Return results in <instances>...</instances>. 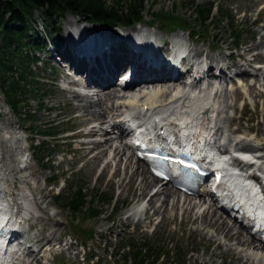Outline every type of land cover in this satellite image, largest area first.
<instances>
[{
	"label": "rangeland",
	"instance_id": "1",
	"mask_svg": "<svg viewBox=\"0 0 264 264\" xmlns=\"http://www.w3.org/2000/svg\"><path fill=\"white\" fill-rule=\"evenodd\" d=\"M107 1L109 2L110 0ZM190 1L200 4L205 2H216L222 8L223 12L229 14L227 18L218 17L215 14L216 17L213 19L206 32H203V29H198L197 32L199 33V37L195 39L196 41L191 43L190 51L192 52L193 48L201 52L206 51L209 56H215L217 60L220 57L233 54L235 58L232 62L241 63L242 61L238 59L237 53L246 46H254L260 40L262 34L261 26L264 23L263 0H145L144 11L145 13H149L160 10L164 12L176 10L175 13L179 18L182 17L189 20L191 11L187 6ZM260 5L261 12H259ZM35 14V21H32V26L35 32H40V36L44 38L45 33L43 29H45L44 26L46 22L38 12ZM69 17L70 16L64 17L63 21L60 23L62 29L61 36L65 34ZM256 17L259 19V22L255 20ZM148 21H150V17L146 15L144 23H141L140 26H143V29L146 28ZM190 24L192 25L194 22L191 20ZM232 27H236L235 30H237V33H240L241 47L239 49L237 48V50L233 49L235 43ZM152 29H154L163 40L168 36V33L159 30L157 27ZM108 30L112 32L114 29ZM177 32L180 33L181 30ZM47 33L48 32H46V34ZM51 34L53 33H48L47 36ZM183 36L187 39L188 34L184 32ZM188 37L189 39L191 38L190 36ZM48 46L49 43H47V47ZM211 47L216 49L210 50ZM30 50V48H24L25 53H28ZM36 55L40 61H38L37 64L29 63L31 75H29L28 81L31 80L29 78H35L38 80V84L35 85L32 81L26 82L29 90H32L31 94L35 95L34 97L30 94L26 101L17 108V111H14V109L10 108L5 103L0 86V100H2L0 104V125H7V120H10L13 123V127L17 128V126H20L15 132L21 139L23 148H25V160L31 162L36 168V175L34 174L32 178H39V181L44 187H42V192H34L29 184L26 185L22 182L23 180L19 179L23 172L18 175V178L10 181L7 178L10 176L8 174L7 176L4 171H0L1 176L5 174L1 182L4 184L6 190L12 194L11 197L8 196V198L11 199L14 206H17H15V208H17L16 210L19 212L20 217H28L30 214L33 217L28 221V225L32 226L31 232L28 234L30 239H39V237H41L42 239L39 241L42 243L47 239H52L51 242L57 239L65 241L66 243L71 242L72 248L70 250L66 249L67 246H65V242L61 245V247L65 249V259L68 261L75 260L80 262L82 252H86L89 256L93 255L92 261H83V263L80 264H128L122 263V253L117 252V250L119 246L129 244L131 240H135L141 244L145 240L154 244L158 243L160 244L159 248L162 250H171L175 254L173 255L172 252H170L169 255L173 256L175 259L178 258L181 263L184 261V264H248L244 259L237 258V253H231L229 251L230 245L235 246L236 241H227L221 238V246L217 247L214 241L216 236L215 238L213 237V235H215L213 229L205 227L200 220H195L197 213L202 210L200 207L192 211L189 216L183 214L181 210H177L176 213L173 210L172 212L171 209L166 210L164 213H157L156 216L152 213V209H150L148 211L150 216L146 219H144L145 217L143 216L144 210L143 212L140 211L137 215H131L132 207L129 209L130 205H135L140 201V205L145 208L150 193H153L156 189L152 191L147 190L148 193H150L147 195L146 192V196L140 195L139 189H135V187L134 189L131 188L129 175L131 168L130 170L126 169L123 164L124 162L116 167L115 161L112 160L108 163L107 167L104 168L107 160L111 158L109 153L106 155L108 158L102 156L101 158L90 160L89 157H84L85 150L82 147L83 143L80 145L77 139H70L73 135L80 136L91 129V127L89 128V125H87L90 121L104 122L108 117L107 112L110 111H107L108 106L111 107V104L116 99L104 104L102 113L105 117L102 119H95L90 115H84V111L81 109H76L74 111L73 105H75L76 102L72 98L71 93V91L74 90L70 92L62 90L59 85L61 81L67 79L68 75L64 73L65 68L64 65H62L63 61L56 62L50 60V57L47 58L50 60L49 62L43 61L45 53L41 51H38ZM74 77H76L79 84L74 85L73 83H68L69 85L73 86L75 89L78 88L79 85L84 86L86 90L84 92H96L95 89L85 85L86 76L74 73L71 79H74ZM209 80H211V78H209ZM233 86L235 87L236 85L233 84ZM166 87H169V85H166ZM246 95L249 96L248 93H246ZM261 95L262 96H253L252 94L248 97L249 99H247L243 94H240L239 97H241V100H236L237 108H227L224 113V117L227 116L233 119L228 127H224L225 133L231 134L230 129L238 128L239 130L237 133L243 134L244 136L248 134H257V138H264V95L262 93ZM222 100L223 98L221 101ZM40 102L42 103L41 105ZM37 130L42 132L63 131L57 136L59 140H57V137L51 139V151L47 154H50L48 157H51L50 160H52V162L48 159L41 162L34 154L32 158L30 144L32 139L35 138ZM7 131L13 134L14 129L7 126ZM116 136V134L113 135L108 131L105 136L100 135L92 137V140H104ZM219 136L222 137V133H220ZM232 137H234L233 134ZM0 138L5 139L3 131L0 132ZM114 143L120 144L117 140H115ZM224 143H227V140L222 142V144ZM230 146L232 145L229 143V147ZM1 149L2 147L0 148V154L1 156L2 154L5 155V159H8L10 162L6 160L8 164L11 165L15 163L17 166L20 165V167L25 164V160L23 161L21 159V154L15 155L17 159L15 156L12 159L5 150ZM52 151H55V153L51 154ZM134 160L135 159H133V164H135V166L138 165L139 163ZM139 165L144 166L141 163ZM115 168L117 170L116 173ZM32 178L29 182L31 186L34 182ZM50 178H56V180L49 184L48 181ZM65 178H68V184L67 181H64ZM73 183L85 184V187L88 189L87 192L99 189L104 192L112 193L116 201L125 204V208L118 212V214L113 215L108 211L100 215L97 219L83 222L82 216H73L67 209L57 204L53 198V195L56 194L57 191L60 189L64 190L68 187L67 185ZM155 183L158 186L161 185L158 180L155 181ZM169 187L171 188L172 186ZM176 193L181 201L186 198L188 201L193 199V197L181 195L182 193L180 191ZM38 195L42 196L46 203H43V207L40 206V208L34 201V197ZM195 199L196 198H194V200ZM206 202L205 205L211 203L214 205L215 209L216 206L211 200L208 202L206 198ZM157 203H159V201H156L155 204ZM104 208L108 207L104 206ZM215 210L218 214L223 213L226 217L223 216L228 221H231L230 223H234V228L241 230L240 226H237L235 220L233 221L228 218L222 210ZM174 213H176V215H173ZM25 228L26 226L23 227L24 230ZM79 228L84 232L90 230L92 233V231H94V234L89 240H85V236L78 233ZM242 231L246 238L252 240L247 232L244 230ZM256 243L263 247L260 243ZM48 254L47 252V255ZM115 255L118 260L117 262L114 261L113 256ZM49 256L47 258L42 257L41 261L38 263L26 258L21 264H58L55 259L52 261L53 257L51 258V255ZM170 258V256L169 258L165 256L162 261L155 264H169ZM147 264L153 263L148 262Z\"/></svg>",
	"mask_w": 264,
	"mask_h": 264
},
{
	"label": "bare ground",
	"instance_id": "2",
	"mask_svg": "<svg viewBox=\"0 0 264 264\" xmlns=\"http://www.w3.org/2000/svg\"><path fill=\"white\" fill-rule=\"evenodd\" d=\"M262 2H264V0ZM81 23L82 21L75 20L71 16L69 17L66 25L67 28L65 29L66 39L70 38L72 40L70 36L71 29H75V36L80 30L87 31V33L94 30V34H98V32L100 34H103V30L100 29L102 28L101 26L98 27L96 25H82L81 27ZM261 31L262 34L258 43H256L254 46H246L245 48H243V50L237 53V56L240 57L241 60H243L241 63H233L232 60L235 58V56H233V54H230V63H228V67H253L252 64L254 61L264 59V24H262L261 26ZM118 35L119 32L116 30L109 36V38L112 39L113 37H118ZM80 38L81 34L78 33L77 39L79 40ZM71 40L70 42H72ZM68 45L70 46V44ZM191 53L192 58L195 61H200L201 59L206 58L209 61L208 65H213L217 61L215 56H209L206 51L201 52L200 50L193 48ZM155 58L159 60L157 57ZM111 63H113L112 60ZM136 65L137 67L135 71V79L132 80L131 84L126 85L128 86L126 90L119 88L117 86V80L115 79V75L121 72V70L123 69L121 65L120 67L111 65L105 71L106 76L102 75L104 73V70L102 68H94L92 71L90 68V71L88 70V74L86 77L89 84L85 83V85H88V87L95 89L96 92L84 93L71 91L72 98L76 102L75 105H73V110L75 111L76 109H81L84 111V115H90L95 119H102L105 117L102 113V107L104 106V104H106L108 101H113L114 99H116L111 104V107L108 106L107 109V111L110 110L109 112H107V118H109L110 120L114 118V110L118 109L121 111L129 112H140L145 110L147 113L152 114L160 112L161 115L159 117V122L162 123L164 128L176 126L174 123H176L177 115H181L183 110L187 111L190 115L189 121L186 122L190 125H192V123L195 124L200 119L201 115L205 114V110H207L210 117L216 114V134L220 135V133H222L223 137L225 136L224 127H228L233 120L231 117H224L226 109L237 108L235 100L240 96V94H243L247 99H249L248 97L252 94L253 96H260V87L264 85V70L259 68L254 72L245 71L241 74V78L244 80L248 79V76L254 78V80L251 79L252 81L247 84V90H245V87L241 86L242 90L237 87L234 91L231 92V90L228 91L226 88H224L222 83L225 80L221 82V80L224 79V72L221 71L219 76H209V78H211V81H208V87H214V93L211 94L210 90H208L202 98L190 99L186 95L185 88L187 87H185L183 83V78L186 72L183 73L182 71L177 70L176 78H169V75H164L166 73H164L162 68L155 71L151 69L148 70L137 61ZM90 72L91 79H89ZM74 73L86 76L83 70L76 71ZM157 74L160 77H158ZM67 79L74 85L79 84L78 80L71 79L70 75H67ZM217 83H220V85H217ZM166 85H169V87H166ZM223 90H227L228 94H224ZM246 93H248L249 96H247ZM222 98L223 100L221 101ZM1 101L2 100H0V104ZM7 121V125H0V132L3 131L5 134V139L0 138V148L2 147V149L5 150V152L9 154L8 156H11L12 159L15 155L17 156V154H21L22 156L26 155L24 150L25 148H23L22 146L21 139L15 132L16 129L20 128V126H17V128H15L13 127V123L10 120ZM7 126H10L14 129L13 134L7 131ZM113 126L117 128L116 124H114ZM204 126L205 125H203V127ZM160 128H162V126ZM238 130V128L230 129L231 134H227L226 136L227 143L222 144L221 142V144H219V148L223 151V153H225L230 148L229 143L231 145V143L233 142V146L237 147V150L242 149L250 153L255 152L262 155L260 157H257L255 155V159L264 163V138H257V134H248L247 136H244L243 134L234 135L238 132ZM107 132L108 130L91 128L86 132V135L92 137L100 135L105 136ZM232 134L234 135V137L230 136ZM116 135V137L106 138L104 140H91L83 143L82 147L85 150L84 157H89L90 160H94L97 158H101L102 156L106 157V155L109 153L111 158L107 160L104 168H106L108 163L112 160L115 161L116 167L120 163L122 164L124 162L123 164L125 165L126 169L130 170L131 168L129 175L132 189H134V187L135 189H139V194L142 196H146V194L148 195L150 193H148V191L156 189L153 193H150L148 197L147 204L144 208V219L150 216L148 212L150 209H152V213L155 214V216L157 213H164L169 209L175 212L177 210H181L183 214L189 216L192 211L200 207V209L202 208V210L197 213L195 220H200L202 224L205 225V227L213 229V232L215 233L213 237L215 238L216 236L214 241L217 244V247L221 246V238H224L227 241H236L235 246L230 245L229 251L231 253H237V258L244 259L248 264H264V246L262 245L263 247H261L259 244H257L255 240H253L254 238L252 240L246 238L242 230L234 228V223H230L231 221H228L222 214L217 213V211L214 209L213 204L209 203L205 205L207 203L206 198L207 196H209V194L203 188H201L203 191L200 189L201 191L197 193L184 195L193 197V199L188 201L186 198L181 201L176 193L177 191H175V189L173 190L172 187L170 188L168 182H161V180L154 178L150 174L148 167L139 165V161H137V163H139L138 165L135 166V164H133V154L130 152V146L126 141L124 142V138L128 136V133H126L124 130H117ZM115 140L120 142V144H115ZM6 160L8 161V159H5V155L2 154L1 156L0 154V171H4L6 175L8 174L10 177L7 178L10 181L18 178V175L23 172V174L21 173V177L19 176V179L23 180L22 182H24L26 185L29 184L30 188H32L34 192L39 193L42 190L43 184H41L39 178H32L34 174L36 175V168L33 164H31V162H27L25 160V164L20 167V165L17 166L15 163H12L10 165ZM263 168L264 165H262V169ZM116 172L117 170L115 168V173ZM4 175L1 176L0 172V194H5L8 198V196L11 197L12 194H10L8 190H6L4 184H2L1 182V180H3L4 178ZM31 178L32 180H34L32 186L29 183ZM157 180L161 183V185L158 186L155 183V181ZM234 184L237 187H241V185H244V183L236 180L234 181ZM38 196L34 197V201L35 204L40 208V206L43 207L42 204L45 203V199L42 198V196ZM194 198L196 199L194 200ZM156 201H159V203L155 204ZM211 201L214 203L212 199ZM231 201L234 202L233 199H231ZM9 205L11 206V211L14 212V208L16 205L14 206L11 203H9ZM176 213H174L173 215H176ZM41 239V237H39V239L36 238V241L39 242V240ZM51 240L52 239H47L43 243L40 241V243L42 244H40L39 252L32 254L33 261L35 263L41 261V258L43 257L42 249L47 248V245H49ZM16 255L14 257L7 255V253H5L0 246V264H19V257L16 258Z\"/></svg>",
	"mask_w": 264,
	"mask_h": 264
},
{
	"label": "trees",
	"instance_id": "3",
	"mask_svg": "<svg viewBox=\"0 0 264 264\" xmlns=\"http://www.w3.org/2000/svg\"><path fill=\"white\" fill-rule=\"evenodd\" d=\"M144 2L145 0H110L109 2L107 0H0V86L5 103L17 111V108L26 101L32 92L26 82L31 75L29 63L31 61L35 63L37 57L33 51L26 54L24 48L35 50L40 47L42 38L32 26L36 12L46 22L45 31L55 33L59 30L60 21L67 11L90 22H98L110 27L133 25L144 20ZM187 7L191 11L189 20L179 18L175 13L176 10L166 12L160 10L151 12L150 15L153 16L151 23L159 25L162 29L184 28L192 33L196 32V29H203V32H206L216 16L225 18L229 16L213 2L200 4L190 1ZM191 20L194 22L192 25L190 24ZM235 28L232 27V33L237 45L240 33H237ZM54 38L58 39L59 37L55 36ZM29 79L31 80L28 82L32 81L33 84H38L37 79ZM36 132V136L43 139L40 144H37L33 139L31 147L34 155L42 162L50 155L47 153L51 151V139L56 138L61 132L39 130ZM57 140H59L58 137ZM53 153L54 151L51 152V154ZM66 181L68 184L67 178ZM87 190L85 184L73 183L59 194L54 195L53 198L57 204L67 209L73 216L80 215L82 219H94L108 211L115 215L125 207L124 203L116 201L112 193L99 189L91 192H87ZM104 206L108 208H104ZM78 232L84 233L80 229ZM159 246L160 244H154L148 240L142 244L131 240L129 244L119 246L117 251L122 253L124 263L128 264H147L148 262L154 264L163 260L165 255L168 258L171 257L169 264H184V261L181 263L178 258L175 259L169 255L171 250H162ZM114 261H116V256H114Z\"/></svg>",
	"mask_w": 264,
	"mask_h": 264
}]
</instances>
